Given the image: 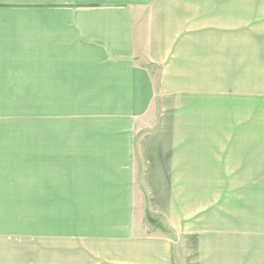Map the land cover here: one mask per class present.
Listing matches in <instances>:
<instances>
[{"label": "crops", "instance_id": "1", "mask_svg": "<svg viewBox=\"0 0 264 264\" xmlns=\"http://www.w3.org/2000/svg\"><path fill=\"white\" fill-rule=\"evenodd\" d=\"M144 4L0 0V264H66L83 242L105 244L116 264H264V241H205L183 157L194 152L193 122L167 98L147 114L155 85L135 18ZM249 86L253 120L264 122V0H251ZM145 120L152 129L136 140ZM137 205L142 225L148 211L181 235L180 250L135 235Z\"/></svg>", "mask_w": 264, "mask_h": 264}, {"label": "rangeland", "instance_id": "2", "mask_svg": "<svg viewBox=\"0 0 264 264\" xmlns=\"http://www.w3.org/2000/svg\"><path fill=\"white\" fill-rule=\"evenodd\" d=\"M144 3L135 18L147 46L139 59L155 85L147 114L162 112L167 98L172 112L186 114L193 122L194 152L183 157L192 159L195 204L205 205V241L263 242L264 122L253 120L251 114V0ZM138 124L136 140L154 123ZM181 157L177 154L176 161ZM135 160L139 204L145 191L137 152ZM141 209L137 205L134 214L135 235L169 237L180 250L181 235L163 227L148 211L142 225ZM96 246L90 250L83 242L67 248L66 264H116L108 260L105 244Z\"/></svg>", "mask_w": 264, "mask_h": 264}, {"label": "trees", "instance_id": "3", "mask_svg": "<svg viewBox=\"0 0 264 264\" xmlns=\"http://www.w3.org/2000/svg\"><path fill=\"white\" fill-rule=\"evenodd\" d=\"M146 216H147V218H149L148 214Z\"/></svg>", "mask_w": 264, "mask_h": 264}]
</instances>
